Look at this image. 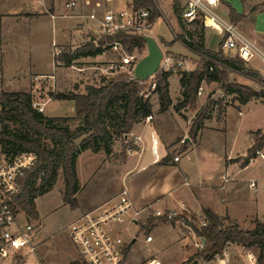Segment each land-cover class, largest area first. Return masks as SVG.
Instances as JSON below:
<instances>
[{
    "label": "crops",
    "instance_id": "0c3cea01",
    "mask_svg": "<svg viewBox=\"0 0 264 264\" xmlns=\"http://www.w3.org/2000/svg\"><path fill=\"white\" fill-rule=\"evenodd\" d=\"M69 1L0 0V34L7 30L4 28L9 26L4 25V19L15 20L17 23L36 22V36L42 34L41 28L46 22L49 32L51 30L52 34L51 40L47 42L46 52L52 61L51 70L58 73L60 68L55 64V44L64 17H68L66 21L69 33L79 34L88 30L90 21L87 17L96 16L102 19L107 12L123 11L134 2V0H74L76 6L69 10L66 8V3ZM183 2L185 4V0ZM225 2L233 7L238 14L245 17L236 26L251 42L259 47L264 56V8L251 15L250 12L253 8H250V3H243L242 0H225ZM170 3L177 23L176 27L172 25L170 17L158 3L161 17L167 20L173 31V39H164L167 42L173 41L176 35L182 34L179 17L175 13V0H170ZM220 7H223L227 12V20L230 21L229 7L221 0L217 9ZM251 16L254 17L253 20H251ZM43 20L46 21L43 22ZM217 36L222 37L218 33H211L205 29L208 49L218 50V48L211 46ZM176 43L164 49L168 54H164V57L171 58V70L174 72L169 78L172 106L165 113H160L158 95L155 92L152 93V98L155 99L152 101L153 99L150 97L153 105V120L146 122L144 119L137 123L128 137L129 141L133 140L135 136L141 138V141L135 145V152L128 153L126 151L123 155L125 144L123 141L121 144L116 141L110 159L104 152L93 153L91 151L84 152L78 158L77 164L79 165L80 159L84 155H88L87 162L88 158L91 157L90 155H103L102 161L106 163L102 167L93 165L90 171H86L85 177H87L83 182L77 167L80 185L78 208L83 206L82 214L93 210L116 197L126 186L133 204L132 215L137 224L136 219L141 215H144L142 219L144 223L148 222L151 215L150 212H146L150 206H154L157 209L190 214L198 220L204 219V210L209 209L219 217L229 216L243 230H253L256 220L264 221V163L246 165L245 160L250 148L255 143L253 134L264 130V121L262 125L249 127L251 124L246 125L247 121L244 118L246 114L244 115L243 109L248 114L252 111L249 108L252 103L264 106V102L252 99L247 104L242 105L236 100L235 95L225 93L219 83L207 84L204 82L202 84L203 93L197 101L198 109L194 112H189L188 108L177 110L176 106L182 100L179 76L181 71L177 72V70L194 71L196 69L195 62L198 61V58L189 51L190 56L193 57L173 51V46ZM40 50L42 55L45 54V49L40 46L37 47L35 53L38 52L37 55H41ZM230 52L232 57L237 56L236 51ZM175 55L182 57V59L174 57ZM36 57L38 60L43 59L41 56ZM188 60L193 61V64ZM247 65L264 76V57L255 56L247 62ZM50 76L52 75L39 73L35 75V78ZM174 76L178 77L179 82L175 94L172 92L171 82ZM240 78L242 85L249 86L258 92L261 91L262 88L258 84L244 77L240 76ZM55 83H57L56 79H53L51 85L54 86ZM212 90H215V93L209 92ZM60 93L64 92L61 91ZM223 95L231 97L233 102L225 105L221 119L214 115L217 110L215 107L203 121V126L196 139L192 140L190 129L198 112L208 104L209 98H218ZM66 102L71 104L73 111V115L70 117H74V101ZM223 137L222 143L225 144L223 143L224 146L223 144L221 146L220 141ZM247 138L250 140V145L245 147ZM182 142L183 146H181ZM153 146L157 148L158 156L154 155ZM117 153L122 156L121 160L111 158ZM175 157H179V160L175 161ZM86 166L88 168L90 165L87 164ZM224 175L229 178L228 183L223 182L222 177ZM251 181L256 182L255 189L250 188ZM93 183H95V187L88 191L89 184ZM153 241L154 239L150 243ZM257 257L252 250L245 249L241 244L229 243L223 256H217L211 261H198L197 264H256Z\"/></svg>",
    "mask_w": 264,
    "mask_h": 264
},
{
    "label": "trees",
    "instance_id": "16d2710c",
    "mask_svg": "<svg viewBox=\"0 0 264 264\" xmlns=\"http://www.w3.org/2000/svg\"><path fill=\"white\" fill-rule=\"evenodd\" d=\"M136 3L137 0H134ZM230 10V22L237 25L245 17L225 2ZM244 3V0H242ZM152 3V2H151ZM152 23L161 17V11L155 4H152ZM175 13L179 17L182 34L176 35L175 39L167 42L162 39L165 46H172L180 42L184 47L198 58L197 67L194 71L179 72L180 84L182 87V100L177 104L176 109L188 108L196 111L198 109V91L205 82L207 84L219 83L222 90L236 96L240 104L245 105L252 99L264 102V76L258 71L250 68L245 61L238 56L232 57L225 53L223 42L217 51L208 49L206 46L205 28L199 21L191 23L193 31L189 29L182 19V7L176 1L174 3ZM260 9L253 8L251 15ZM254 17L251 18L253 20ZM107 47H94L86 44L82 50L84 58H94L102 55L109 49V43L119 42L127 53L135 50H143L146 42L142 36L117 34L113 37L104 38ZM76 53L61 51L55 56V64L66 66L73 65L76 61ZM172 70L163 72L161 69L155 74L157 77L156 89L158 95L160 113H165L172 106V99L169 90V78ZM232 74L240 75L256 84L262 89L255 91L253 88L230 81ZM148 80H136L133 76L120 74L117 77L103 78L101 85H89L85 93H60L52 92L54 100L74 101L75 119L80 124L74 129L61 125V121L68 122L66 118H51L37 112L32 107V98L27 93L4 92L2 101L4 105V133L3 139L8 146L18 151H34L38 155V162L35 168L28 171L23 179V189L18 200L20 208L32 219H38L35 201L49 193L57 184L59 170L61 169L65 181L64 202L72 208H78L76 195L80 190L77 175V161L79 156L86 152H104L107 157L112 154L113 143L116 137L124 142L123 155H125L130 142L128 137L133 127L140 121L153 114V105L150 97L143 95L144 86ZM217 105L219 118L221 119L224 107L222 102L209 98L208 104L202 108L190 129V138L195 140L198 132L203 126V121ZM15 121L22 126V132L9 130L8 123ZM255 143L249 150L251 156L256 149L264 148V130L253 134ZM50 143V147L47 146ZM248 156L245 164L248 163ZM206 226L199 228L190 223L189 226L195 234L204 240V249L191 257L186 264L192 260L211 261L217 256H223L226 246L229 243L241 244L245 249L258 251L256 264H264V221L256 220L253 230H243L233 222L229 216L219 217L213 211L204 210ZM192 219H197L192 216ZM179 217L168 221L153 216L147 222L148 230L151 231L157 226L156 223H171L175 225ZM127 249L126 254H128ZM73 264H83L74 262ZM193 264V263H192ZM195 264V263H194Z\"/></svg>",
    "mask_w": 264,
    "mask_h": 264
},
{
    "label": "rangeland",
    "instance_id": "374dc122",
    "mask_svg": "<svg viewBox=\"0 0 264 264\" xmlns=\"http://www.w3.org/2000/svg\"><path fill=\"white\" fill-rule=\"evenodd\" d=\"M175 1L181 6H184L183 0ZM138 2V5H143L144 7L150 9L153 8L152 4H155L158 9L160 5L161 8L166 12L167 16L170 17L172 25L176 27L177 23L175 22V17L173 15L172 9L170 8V0H137L136 3ZM244 2L246 4L250 3V8H264V0H244ZM216 12L222 18L226 20L228 19L227 12L223 9V7L216 9ZM3 21L4 25H9L7 28H4L7 30H4L3 33L0 34V64L3 68L4 91L7 93H27L31 95L32 101L36 100L39 102H46L44 115L51 118H67L69 120L68 122L61 121L60 124L68 126L72 130H74L80 124V122L75 119V116L70 117L73 115L71 104L66 101L52 102V100H54L51 97L52 92L63 91L64 93H85V88L87 86H99L101 85L103 78L117 77L120 74L133 76V71L131 68L130 71H128V68L124 71L118 72L111 71L109 69L112 64L118 66L121 64V54L110 49H107L104 54L94 58H84L83 60L76 59L73 65L66 66L59 64L57 67H59L60 70L58 73H55L51 70L52 61L46 52L47 42L52 38L51 30L49 32V28L45 22L46 20H43L45 23L41 28L42 34L39 36H36L35 34L37 24L34 21L30 23L27 21L17 23L15 20L10 19H4ZM193 28L194 27L189 26V29L192 31L194 30ZM237 28L239 29V27ZM208 30L211 33H217L212 29ZM146 35L156 38L163 49L164 54L168 55L164 49L165 47L170 46L163 45L161 42L162 39L160 38L168 40L173 39V31L164 17L158 18L152 30ZM64 41L82 42L84 39L83 36L79 34L75 37V39H71V37L65 35ZM99 42L104 48L107 47L104 39L100 40ZM221 42L222 37H215L213 44L211 45L212 48L219 49ZM89 44L95 47L93 43ZM38 46H40L42 49H45V54L42 55L41 50V55H37L38 52L37 54L35 53ZM82 46H84V49L85 45ZM74 47L75 45L71 43L59 44L55 51V56L59 55L61 51L73 52ZM173 47V51L176 53L186 56L191 55L182 43L177 42ZM133 53L138 56L139 62L147 55V47H145L143 50H135ZM225 53L232 56L230 51H225ZM36 56H41L43 59L38 60ZM174 57L182 59V57L177 55ZM190 62L193 64V61ZM195 65L197 67V62H195ZM160 69L163 72H167L162 69V67ZM179 71L183 70L178 69L177 72ZM39 73H47L52 76L41 78L38 81L36 80L35 75ZM52 78L54 80L56 79L57 82L54 86L51 85L53 82ZM241 80L242 79L240 78V75L232 74L230 76L231 82L241 84ZM156 82L157 77L154 75L146 82L143 94H150V97L152 98V93L154 92L153 85L156 84ZM171 82L172 92L175 94V90L179 84L178 77L174 76ZM209 92L215 93V90ZM212 99L218 103L222 102L224 108L225 105H229L231 102H233L231 97H227L225 95L222 97L219 96L218 98L212 97ZM154 100L155 99L152 101ZM249 108L252 111L248 114L243 109L244 115L246 114L244 117L247 121L246 125L250 123L251 125L249 127L251 128L262 125L264 121V106L261 104L254 105V103H252ZM188 110L189 112H194L193 110ZM217 111L218 107L214 115L219 118V112ZM8 127L11 131L22 132V126L18 122L11 121L8 123ZM223 140L224 137L220 141L221 146L224 143H222ZM116 141L121 144L123 140L119 137H116L113 146L116 144ZM249 145L250 140L247 138L245 147H248ZM47 146L50 147V143L47 142ZM181 146H183V142L181 143ZM112 148L114 150V147ZM90 156L91 157L88 158L89 160L87 159L88 162L86 161L88 155H84L80 159L79 165L77 164L78 173L82 179V182L87 177H85L86 171H90L93 165L102 167L103 164H106L105 161H102L103 155ZM111 158L121 160L122 156L117 153ZM108 159H110V156ZM259 163L255 165H258ZM87 164L90 165L88 168L86 166ZM58 174L59 178L54 188L49 193L39 197L35 201L39 218L32 219L28 214H26L30 221L34 220V222H37L39 225V231L36 235V253H26L25 257L21 258L10 257L2 260L0 264H73L77 261L81 262L79 253L69 236L68 227L74 222L75 219L82 215L83 206L74 209L69 204L64 202L63 198L65 194V181L61 169L59 170ZM93 184H89L87 188L88 191L95 187V183ZM78 196L79 193L76 195L77 201ZM149 212L150 211L148 210L146 213ZM143 216L144 215L138 216V219H136L138 224L125 223L120 225L118 229L122 233L120 235L121 239L127 244L129 249L128 264H148L153 261L160 262L161 264H186L192 256L203 250L195 246L200 237H198L193 229L189 226L190 223H193L201 228V220L197 219L194 221L190 214L180 213L178 216L180 220L175 225L172 226L169 223L162 224L161 222H158L156 223L158 226L149 231L147 223H144V220H142ZM148 234H150L154 239L152 243L146 242V237ZM133 240L136 242L133 243ZM252 251L258 256V251L256 249H252ZM192 263L197 264L198 262L196 260H192L191 264Z\"/></svg>",
    "mask_w": 264,
    "mask_h": 264
},
{
    "label": "built area",
    "instance_id": "2783aa9c",
    "mask_svg": "<svg viewBox=\"0 0 264 264\" xmlns=\"http://www.w3.org/2000/svg\"><path fill=\"white\" fill-rule=\"evenodd\" d=\"M142 3V2H141ZM133 2L130 7L120 12H107L102 19L96 16L87 17L90 21L88 30L82 31L79 35L83 36L84 41H64L67 35L75 39L78 34H71L64 17L59 30V37L55 48L59 44L71 43L75 45L73 52L77 59L83 60L82 49L89 43L95 47H103L100 40L105 37H113L117 34L143 36L153 28L150 21L152 9L138 5ZM220 0H185L182 7V19L189 26L191 23L199 21L205 29H212L222 36L223 48L225 51H236L237 56L249 62L255 56H263L259 47L251 42L238 28L230 21L222 18L216 9ZM76 6L74 0L66 3V8L71 10ZM110 50L121 54V64L110 66L111 71H124L128 69L134 72L138 63V56L135 53H127L119 42L109 43ZM104 48V47H103ZM106 52V50H105ZM104 52V53H105ZM103 53V54H104ZM171 58H163L161 67L165 71L172 68ZM44 77H36L40 80ZM156 84L153 85V91ZM3 68L0 64V262L10 257H25L26 253H36V235L39 225L34 220L30 221L26 213L18 205V200L23 189V179L28 171L36 167L38 155L34 151H18L6 144L3 139L4 133V105L2 97L4 94ZM203 93L201 87L198 96ZM150 97V94H143ZM32 107L37 112L45 114L46 102L32 101ZM217 108V105L215 106ZM146 122H151L153 116H148ZM141 141L140 137L135 136L129 141L128 153L135 152V145ZM154 155L158 156V151L153 146ZM175 161L179 157L174 158ZM259 162L264 163V148L256 149L251 156H248L247 165H255ZM224 183L229 182V178L222 177ZM250 188H256V182H250ZM150 215L155 218H162L168 221L176 219L180 213L173 210H163L150 206ZM133 204L130 200L129 191L126 186L121 192L111 200L102 205L83 213L68 227V233L76 247L80 261L83 264H128L127 244L121 239L122 234L118 229L125 223H134L132 215ZM136 224V223H135ZM201 225L206 226L207 222L201 220ZM152 236L146 237V242L152 241ZM195 246L204 249V240L199 238ZM148 264H161L153 261Z\"/></svg>",
    "mask_w": 264,
    "mask_h": 264
},
{
    "label": "water",
    "instance_id": "95a60500",
    "mask_svg": "<svg viewBox=\"0 0 264 264\" xmlns=\"http://www.w3.org/2000/svg\"><path fill=\"white\" fill-rule=\"evenodd\" d=\"M142 38L146 42L148 53L136 64L133 77L136 80L146 81L152 78L160 70L164 53L160 44L154 37L143 35ZM135 223L137 224L136 221ZM134 242L135 240H133V243Z\"/></svg>",
    "mask_w": 264,
    "mask_h": 264
}]
</instances>
